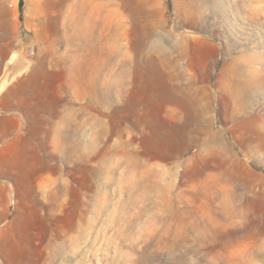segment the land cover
Here are the masks:
<instances>
[{
	"label": "rangeland",
	"instance_id": "obj_1",
	"mask_svg": "<svg viewBox=\"0 0 264 264\" xmlns=\"http://www.w3.org/2000/svg\"><path fill=\"white\" fill-rule=\"evenodd\" d=\"M20 2L0 180L60 185L0 190V264H264V0Z\"/></svg>",
	"mask_w": 264,
	"mask_h": 264
},
{
	"label": "crops",
	"instance_id": "obj_2",
	"mask_svg": "<svg viewBox=\"0 0 264 264\" xmlns=\"http://www.w3.org/2000/svg\"><path fill=\"white\" fill-rule=\"evenodd\" d=\"M64 178V177H62ZM46 178H43L41 174L36 175L34 172H30L28 174H25L24 176H21L20 173H17L16 176L11 177H5L2 180H0V190L3 194L8 195V197L12 194H18V195H27V194H33L38 189H41L42 186L46 183L47 185H60V177H55L52 180ZM9 201V198H8ZM22 202V199L20 200ZM9 205V202L7 203ZM6 205V207H8ZM6 207L0 205V209H6ZM7 233V230H3L0 232V241L2 240V236H4Z\"/></svg>",
	"mask_w": 264,
	"mask_h": 264
},
{
	"label": "trees",
	"instance_id": "obj_3",
	"mask_svg": "<svg viewBox=\"0 0 264 264\" xmlns=\"http://www.w3.org/2000/svg\"><path fill=\"white\" fill-rule=\"evenodd\" d=\"M22 5H23V0H21V2H20V6L22 7Z\"/></svg>",
	"mask_w": 264,
	"mask_h": 264
}]
</instances>
